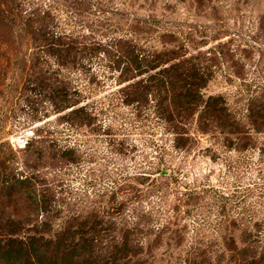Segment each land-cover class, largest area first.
<instances>
[{"label":"trees","instance_id":"1","mask_svg":"<svg viewBox=\"0 0 264 264\" xmlns=\"http://www.w3.org/2000/svg\"><path fill=\"white\" fill-rule=\"evenodd\" d=\"M29 2L0 0V62L12 50L11 39L24 37L31 53L28 83L58 120L54 132L42 131L69 140L105 136L108 149L122 153L126 145L99 120L103 116L120 118L131 130L149 124L167 142L152 141V156L134 173L116 172L117 179L85 194L74 210L76 203H67L60 189L61 173L87 160V145L30 139L25 170L0 163V264H264V84L252 90L241 82L229 96L206 94L216 67L236 63L226 44L193 54L163 29L159 47L142 37L154 31L151 17L123 12L116 24L85 25L79 10L97 5L100 13V0H55L58 8L47 10ZM57 12L68 20L59 21ZM104 29L106 37H92ZM106 87L108 104L94 103L96 91ZM203 140L210 146L200 150L202 157L226 163L215 183L209 176L184 183L174 161L179 153L189 157ZM178 192L187 206L183 214L160 219L166 199ZM195 215L199 220L191 219L189 229Z\"/></svg>","mask_w":264,"mask_h":264},{"label":"rangeland","instance_id":"2","mask_svg":"<svg viewBox=\"0 0 264 264\" xmlns=\"http://www.w3.org/2000/svg\"><path fill=\"white\" fill-rule=\"evenodd\" d=\"M26 1L37 3L42 10L59 6L55 4V0ZM100 2L104 3L101 7L105 9L100 13L95 12L97 5L90 11L79 10L77 17L81 24L86 25L87 21L89 24L94 22L95 25L107 21L116 24L118 18L123 16V12H129L138 17H151L157 21V24H154V31L142 36L143 40L148 38L151 41L150 45L160 47L158 36L163 29L175 33L178 41L185 42L187 51L193 54L199 51L204 53L211 50L220 51L219 46L226 44L230 55H235L231 60L236 63H221L216 67L217 73L205 90L206 94L229 96L230 93L234 94L237 91L241 82L243 89L247 88L244 87L246 85L252 90L264 84V0H100ZM63 10L66 11L59 7V11ZM61 13L58 15L57 12L55 15L64 23L68 17ZM89 30L90 28L87 29ZM107 35L108 31L104 29L92 37L101 39ZM10 42L13 45L12 50L0 62V163L6 162L20 171L25 170L24 149L30 139L49 137L48 139H56L71 145L77 141L87 145L86 149H83L87 160L61 173L60 189L67 203L70 201L72 205L76 203V207L72 209L79 208L81 204L77 203L81 202L85 194L102 189L106 184H110V180L117 179L116 172L120 174V171H124L130 175L134 173L136 166L139 167L145 158L152 156V149L149 148L152 141L154 144L167 142L166 136L158 128L155 130L151 128L149 124L142 126L138 122L141 128L131 130L130 125L124 124L120 118L112 121L103 116L99 120L103 121L105 127L112 125L113 137L126 145L127 149L122 153L115 154V151L112 153L106 145L105 136L84 133V136L72 137L70 140L65 135L49 136L42 130L48 126L51 132H54L58 127L57 115L41 91L28 83L29 75L25 66L30 60L29 44L21 35L14 36ZM48 65L51 72L56 71L53 60H50ZM228 75L232 78L229 79ZM99 90L96 91L93 102L100 105L108 104L111 91L108 87ZM123 112L122 109L117 110L118 114ZM59 130H62L61 126ZM209 146L210 144L203 140L200 148L195 149L189 157L181 153L177 155L174 164L182 166V174L186 176L184 183H191L198 176H209L213 183L219 178V170L226 162L223 160L224 157L212 161L202 157L204 150L202 152L200 150ZM151 161L155 163L154 158ZM250 178L249 175L245 176L242 183L247 184ZM153 201L157 200L154 198ZM89 205L91 204L83 206ZM165 206L166 210L163 207L162 210L165 212L160 213V219L164 217L175 220L187 207H184V197L179 192L178 195L175 193L169 195ZM194 217L192 216L189 221L183 217L181 224L184 225L186 220L191 229L190 222L199 220L196 219V215Z\"/></svg>","mask_w":264,"mask_h":264}]
</instances>
